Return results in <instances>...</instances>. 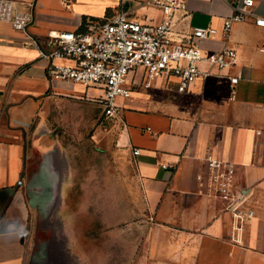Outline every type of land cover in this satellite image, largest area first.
Here are the masks:
<instances>
[{
  "label": "crops",
  "instance_id": "1",
  "mask_svg": "<svg viewBox=\"0 0 264 264\" xmlns=\"http://www.w3.org/2000/svg\"><path fill=\"white\" fill-rule=\"evenodd\" d=\"M14 1L32 10L33 21L26 32L0 22V264H264V27L251 18L232 25L233 99L225 76L198 77L185 92L136 79L128 97L116 98L119 115L107 117L99 88L50 82L37 48L24 44L120 11L158 20L160 10L146 0ZM188 8L185 28L220 31L231 13L224 0H189ZM253 10L264 15V0H254ZM222 45L220 33L200 43ZM109 122L118 165L103 168L112 177L95 189L79 185L71 145L58 131L88 146L90 129L100 134ZM208 154L233 162L236 184L249 195L255 215L239 231L211 191ZM48 208L64 223L66 242L32 260L31 234L47 228Z\"/></svg>",
  "mask_w": 264,
  "mask_h": 264
},
{
  "label": "built area",
  "instance_id": "2",
  "mask_svg": "<svg viewBox=\"0 0 264 264\" xmlns=\"http://www.w3.org/2000/svg\"><path fill=\"white\" fill-rule=\"evenodd\" d=\"M224 1L231 13L223 18L220 31L214 26L183 27L189 18V0H146L143 4L160 10L158 20H141L120 11L105 19H87L75 30L50 31L44 40L30 36L24 46L32 44L37 48L50 82L99 88L102 92L99 102L107 117L119 115L116 98L128 97L136 79L145 87L159 81L185 92L198 77L225 76L229 98L233 99L239 76L228 73L237 62V50L229 45L230 30L234 23L249 18L264 27V15L254 12V0ZM32 21L31 9H19L14 0H0V22L26 32ZM218 33L222 47L206 50L200 46ZM260 49L264 50V44ZM139 152L138 148L132 149L133 154ZM205 164L213 195L232 214L235 230L239 231L254 217L255 210L249 195L236 184L235 164L211 154L205 157Z\"/></svg>",
  "mask_w": 264,
  "mask_h": 264
},
{
  "label": "rangeland",
  "instance_id": "3",
  "mask_svg": "<svg viewBox=\"0 0 264 264\" xmlns=\"http://www.w3.org/2000/svg\"><path fill=\"white\" fill-rule=\"evenodd\" d=\"M101 129L100 134L95 132V127L90 129V132L86 136V138H90L88 146L82 142V138H71V136L65 132L63 127H60L58 131L60 141L67 145H71L75 181L79 183V185L81 183H89L90 188L94 189L98 183L104 182V180L102 181L104 177V179L112 177V175L107 173L103 174V168L110 167L112 169L118 165V161H116L115 158L116 155H114L113 149L110 148L112 146V138H114L116 129L112 127L111 122L107 123ZM96 138L108 139L106 140V143L101 144ZM101 145L105 147H101ZM59 160L57 166L58 171H65V160L62 158ZM76 193L81 195L82 192L76 191ZM90 194L92 195L91 197L96 198L97 190H92ZM54 210L55 208H48L45 217H43L42 226L47 228L40 229L37 225L36 231L31 234L29 254L32 260L51 252L50 248L64 245L63 243L66 242L62 229L64 223L59 222V217Z\"/></svg>",
  "mask_w": 264,
  "mask_h": 264
}]
</instances>
